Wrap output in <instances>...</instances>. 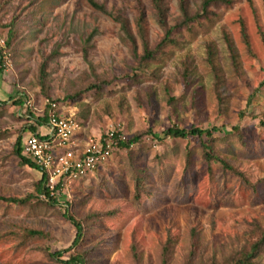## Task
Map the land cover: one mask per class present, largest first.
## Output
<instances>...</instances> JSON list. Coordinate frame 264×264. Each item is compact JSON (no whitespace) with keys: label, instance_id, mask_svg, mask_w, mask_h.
<instances>
[{"label":"rangeland","instance_id":"obj_1","mask_svg":"<svg viewBox=\"0 0 264 264\" xmlns=\"http://www.w3.org/2000/svg\"><path fill=\"white\" fill-rule=\"evenodd\" d=\"M94 1L125 18L134 36L140 2L149 45L159 44L148 0ZM231 1L139 66L118 25L85 0H0V199L35 195L39 175L14 154L17 137L31 135L23 131L32 124L28 111L41 116L48 103L64 106L83 143L110 131L122 142L139 136L128 149L114 145L106 163L58 204L0 200V264H61L47 251L74 239L65 212L84 238L62 259L80 252L86 264H232L249 252L252 228L264 229V0ZM201 2L189 0V12ZM165 6L176 25L178 0ZM17 99L22 108L12 104ZM171 126L218 130L207 149L239 175L205 161L197 138L156 140ZM24 230L48 237L25 240ZM251 262L264 264V248Z\"/></svg>","mask_w":264,"mask_h":264},{"label":"trees","instance_id":"obj_2","mask_svg":"<svg viewBox=\"0 0 264 264\" xmlns=\"http://www.w3.org/2000/svg\"><path fill=\"white\" fill-rule=\"evenodd\" d=\"M88 6L108 17L111 21L116 23L119 27L120 32V42L124 44L130 53V55L133 57L134 61L139 64V66H142L145 63L153 61L160 53L159 49L165 46L166 44H175L174 36L182 31L185 28H188L192 24H199L201 21H207L209 20L210 16H213L212 12L210 11L212 8H217L221 5L223 6H230L232 4L231 0H202L200 9L197 13L191 14L188 9V3L189 0H178L179 5V12H180V19L178 23L174 26H170L167 21V9L165 6V0H148L149 7L152 10L153 17L159 26L160 30L162 31V38L159 42V44L151 48L149 45V41L147 39L146 34V28H145V11L140 2H137V6L135 7V18H134V26L136 35L134 36L131 32L130 25L128 21L119 16L114 15L111 12H108L104 5L98 4L94 0H85ZM95 32H91L87 37V42H89ZM137 40L141 44L142 53L141 55L137 52ZM208 55L209 57L212 56V50L209 47L208 48ZM83 59L88 62V53L86 51H83ZM210 64L211 61L209 60ZM235 62V59H234ZM212 65V64H211ZM4 59L2 50L0 49V76L4 72ZM40 82L43 84V73H41ZM183 80L187 82L186 74H183ZM6 102L0 100V105H4ZM14 106H18L20 108L23 107L24 102L22 99H17L12 103ZM52 104L57 103H48L45 105L43 113L41 116H35L31 111H28V121L32 122L31 125L24 128L23 131L29 134H36L37 133V127L44 128L48 123V114L51 109ZM216 129H209L204 130L200 128H190V129H181L177 126H171L167 130L163 131L159 138H156V140H163V139H171V140H185L188 138H197L200 141L201 148L203 149V158L205 161H216L220 165H222L223 169L236 173L239 175V173L234 170L231 166H229L225 161H223L221 158L214 155L210 150L207 149L208 144L212 145L215 142V138L213 137L214 133L217 132ZM22 135L17 137L16 142L14 144V154L20 159L23 166H27L34 172H36L39 175V180L35 184L34 187V193L35 195H29L25 199H0L2 201L24 206L25 204H28L31 199H37V197H42L48 202H51L52 204H58L57 197H50L49 192L45 187V175L43 170L35 165L31 160L24 157L22 155ZM114 142L117 146H119L122 149H128L133 144H136L139 141V136H135L131 138L130 140L126 142H122L119 137L116 135L114 136ZM138 188H136L135 192V199H140V192L137 191ZM37 196V197H36ZM74 228L75 230V236L74 239L70 245L65 250L57 251L53 253H49L47 251V256L50 259L56 258L60 261L61 264H86L87 263V255L85 253L80 252H74L72 254H69L65 259H62L64 254L69 253L72 249H77L83 238H84V232L81 223H79L77 220H75L74 217L70 216L67 212H65L62 215ZM22 237L25 240L28 239H43L47 238L48 236L44 234L41 231L37 230H24L22 233ZM250 238L252 239V244L250 246L249 252H247L244 256L236 259L232 264H257L251 262L256 255L259 253V251L264 248V229L259 228L257 225H254L250 232ZM215 264V263H213Z\"/></svg>","mask_w":264,"mask_h":264},{"label":"built area","instance_id":"obj_3","mask_svg":"<svg viewBox=\"0 0 264 264\" xmlns=\"http://www.w3.org/2000/svg\"><path fill=\"white\" fill-rule=\"evenodd\" d=\"M45 134L22 139V155L40 167L49 196L69 198L72 186L95 172L109 159L114 131L104 139L82 142L74 115L64 106L52 104Z\"/></svg>","mask_w":264,"mask_h":264}]
</instances>
